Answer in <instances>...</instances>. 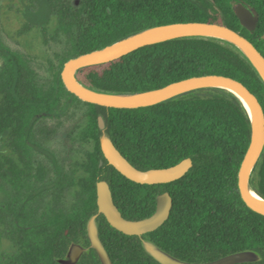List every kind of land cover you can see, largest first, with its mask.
Returning <instances> with one entry per match:
<instances>
[{
  "label": "trees",
  "instance_id": "1",
  "mask_svg": "<svg viewBox=\"0 0 264 264\" xmlns=\"http://www.w3.org/2000/svg\"><path fill=\"white\" fill-rule=\"evenodd\" d=\"M9 1H17L15 13L25 26L45 30L44 44L51 23L52 40L70 29L75 35L71 52L54 54L48 60L52 81L46 90L23 57L0 42V178L12 190L6 204L0 205V230L14 249L0 258V264H60L58 260L66 257L72 245L85 250L76 264H101L87 236L93 216H97L99 240L112 264H160L144 251L141 239L186 263H212L253 251L260 260L243 264H264V217L244 205L237 188L238 169L250 143V121L240 102L226 91L197 90L134 110L85 103V122L76 137L88 149L74 165L71 186L78 200L69 212H55L49 206L41 212L36 206L47 186L42 185L41 167L33 173L31 157L36 149L47 154L33 139L37 122L54 113L63 100L65 108L80 102L61 81L68 60L145 29L190 22L227 26L264 57V0ZM237 2L256 10L258 23L253 32L240 26L233 11ZM25 26L23 31H29ZM204 75L237 80L257 98L264 112V83L236 48L216 39L185 38L147 46L116 61L81 69L77 80L96 92L124 95ZM99 116L115 148L136 169H165L185 159L192 160V167L166 185L127 180L103 157ZM33 182L40 185L31 188ZM100 182L109 186L114 205L130 221L151 216L156 196L169 193L168 220L142 238L116 231L97 214ZM250 185L264 199V149Z\"/></svg>",
  "mask_w": 264,
  "mask_h": 264
},
{
  "label": "water",
  "instance_id": "2",
  "mask_svg": "<svg viewBox=\"0 0 264 264\" xmlns=\"http://www.w3.org/2000/svg\"><path fill=\"white\" fill-rule=\"evenodd\" d=\"M233 11L243 29L248 32L255 30L258 23L256 10L237 2ZM185 38H210L230 44L246 58L264 83V57L250 41L227 26L199 22L173 23L145 29L102 49L72 58L63 65L60 73L61 81L68 93L84 103L120 110L152 107L177 96L203 89H219L234 96L248 115L251 131L250 143L238 169V193L249 210L264 217V199L250 185L252 171L264 149V112L257 98L243 84L229 77L204 75L171 83L151 91L118 95L93 91L77 80V73L81 69L116 61L147 46ZM261 39L264 40V35ZM97 122L101 132L100 147L104 159L119 174L133 183L149 186L166 185L184 177L192 167V160L185 159L165 169L138 170L111 142L105 132L103 117L99 116ZM250 193H253L256 199H253ZM96 203L97 214L103 215L113 229L126 236L139 238L159 229L168 220L172 208V199L169 193L165 192L156 197V209L151 216L137 221L126 220L114 205L109 186L105 182L97 183ZM96 218L97 216H93L87 224L90 247L97 252L101 264H112L99 240ZM141 244L144 251L160 264H195L170 256L149 240L141 239ZM84 251L80 245H72L66 257L58 260V263L76 264ZM258 260H260L258 253L243 251L205 264H243Z\"/></svg>",
  "mask_w": 264,
  "mask_h": 264
},
{
  "label": "rangeland",
  "instance_id": "3",
  "mask_svg": "<svg viewBox=\"0 0 264 264\" xmlns=\"http://www.w3.org/2000/svg\"><path fill=\"white\" fill-rule=\"evenodd\" d=\"M16 2L0 0V42L10 51L17 52L23 57L27 65L36 73L38 84L46 90L52 81L48 60L54 54L72 51L75 30L70 29L68 33L62 31L55 41L51 38L53 36L51 23L46 32L48 41L44 44L42 34L45 30L31 29L30 25L25 26L24 20L15 13L19 9ZM23 26L25 29L29 27V31H27L28 28L23 31ZM64 101L54 113L38 121L34 130V142L47 152L44 154L38 149L31 151L33 173L37 174L38 167H41L42 185L47 186L46 192L36 204L41 212L47 206L55 212H69L78 200L71 181L75 177L73 170L76 161L82 157V152L88 149V145L80 143L76 137L85 122L87 107L79 100L80 102L76 101L72 106L65 108ZM0 185L2 187L0 205H5L7 196L12 193V190L1 180ZM39 185L33 182L31 188ZM11 243L2 237L0 230V258L14 251Z\"/></svg>",
  "mask_w": 264,
  "mask_h": 264
},
{
  "label": "flooded vegetation",
  "instance_id": "4",
  "mask_svg": "<svg viewBox=\"0 0 264 264\" xmlns=\"http://www.w3.org/2000/svg\"><path fill=\"white\" fill-rule=\"evenodd\" d=\"M79 4V2H77L76 1V5H78ZM245 5V4H244ZM62 33V31L61 32H59V35ZM40 121V120H39ZM38 123V122H37ZM36 126V125H35ZM35 126H34V130H35ZM34 130H33V139H34ZM73 175H74V172H73ZM0 180L2 181V179L0 178ZM165 193V192H164ZM158 196V195H157ZM156 196V197H157Z\"/></svg>",
  "mask_w": 264,
  "mask_h": 264
},
{
  "label": "bare ground",
  "instance_id": "5",
  "mask_svg": "<svg viewBox=\"0 0 264 264\" xmlns=\"http://www.w3.org/2000/svg\"><path fill=\"white\" fill-rule=\"evenodd\" d=\"M250 195L253 199H256V196L253 193H250Z\"/></svg>",
  "mask_w": 264,
  "mask_h": 264
}]
</instances>
